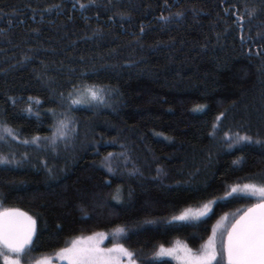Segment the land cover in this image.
<instances>
[{
    "label": "trees",
    "instance_id": "1",
    "mask_svg": "<svg viewBox=\"0 0 264 264\" xmlns=\"http://www.w3.org/2000/svg\"><path fill=\"white\" fill-rule=\"evenodd\" d=\"M84 85L105 102L71 105ZM0 125L17 134L0 140V212L36 221L32 253L101 233L174 264L156 251H195L221 221L224 239L261 201L232 189L264 183V0H0Z\"/></svg>",
    "mask_w": 264,
    "mask_h": 264
},
{
    "label": "snow or ice",
    "instance_id": "2",
    "mask_svg": "<svg viewBox=\"0 0 264 264\" xmlns=\"http://www.w3.org/2000/svg\"><path fill=\"white\" fill-rule=\"evenodd\" d=\"M90 4H94L95 0H88ZM81 8L85 5L81 4ZM248 16L251 18L255 14V9L248 10ZM235 16L236 13H233ZM111 18V17H110ZM161 19H167L161 17ZM241 17H237L239 21ZM108 90L96 85H84L75 88V96L69 93L71 105H95L105 102ZM32 98H30L31 100ZM36 103H39L37 100ZM203 105H197L194 110H201ZM29 112L32 109H27ZM224 113H220L216 117L219 121ZM68 127L66 121H61L57 132L53 133L54 137L63 139L67 134L65 129ZM212 127L215 129L216 125ZM209 135H212L210 132ZM5 136L17 138L16 132L7 125H0V140H4ZM225 139H230L229 147L241 141L251 142L250 136L229 137L226 132ZM38 137H33L32 142L37 143ZM55 140H53V143ZM28 143V141H24ZM260 143V141H257ZM112 153H109V157ZM4 156H0V164L6 163ZM236 163V161H233ZM111 171V168H109ZM233 192H251L260 193L262 198L257 204L252 205L243 215L239 217L227 229L226 238L222 239V251L226 257L227 264H264V183H247L242 187L234 186ZM207 210L208 205L204 206ZM201 215L203 213H200ZM189 213L184 212L179 216H174L173 220H185ZM117 229V232H122ZM213 237L205 244V251L198 256H193L191 250L186 247L180 251L184 255L177 253V258L183 261V264H209L215 259L217 248L215 244V229ZM36 233V221L26 213L17 209L6 210L0 212V256L4 259V264H21V257L31 251V245L34 243L33 237ZM102 235V234H101ZM175 249H165L161 247L156 253L157 256L172 255ZM11 254V255H10ZM57 257L66 260L67 264H137V258L132 251H129L123 245L114 244L112 248H101L99 241L94 237L84 238L83 241H73L72 245L67 248H61L57 253ZM126 258V259H125ZM37 264H52L50 260L37 261Z\"/></svg>",
    "mask_w": 264,
    "mask_h": 264
},
{
    "label": "rangeland",
    "instance_id": "3",
    "mask_svg": "<svg viewBox=\"0 0 264 264\" xmlns=\"http://www.w3.org/2000/svg\"><path fill=\"white\" fill-rule=\"evenodd\" d=\"M240 187H242V186H240ZM243 193L250 195L255 200H259V199L261 200V198H262L261 194L258 193V192H256V193L240 192V191L236 192V194H243ZM208 212H209V207L207 208V210H205V208L203 207V208H199V209L188 211L187 213H189L188 218H201V217L205 216ZM200 213H203V214L201 215ZM225 228L226 227H225V222L224 221H221L215 227V244H216V248H217V254L215 256V259H212L209 262V264H223L224 257H223L221 241L223 239ZM213 235H214V231L212 232L210 237H213ZM87 237H94L96 240H98L99 241V246L101 248H105V249L112 248L113 245H114V244H108L107 243L108 239H107V237L104 234L101 235V233H95V234H92V235H83V236H80V237H78L76 239H73V240H71L68 243V245L65 248L70 247L72 245L73 241H76V240L83 241L84 238H87ZM209 238L200 246L199 249H197L195 251L191 250L190 248H188L183 243H177L176 242V243H174V244H172V245H170V246L165 248V249H175L176 252H174L172 255H162V256H157L156 255V257L170 259V260H172V262L174 264H183V261L177 258V253H179V255H181V256L184 255V253L181 252L180 250L186 247L187 249L191 250V254L193 256H198V255H200L201 253H203L205 251L204 246L209 241ZM159 249L156 252H158ZM57 253L58 252H56L54 254H49V255L37 256L34 253H32L31 251H29V252H26L21 257V264H37V261H42V260H50L52 262V264H67L66 260H61V259H59L57 257ZM2 262L4 264L3 257H2Z\"/></svg>",
    "mask_w": 264,
    "mask_h": 264
},
{
    "label": "water",
    "instance_id": "4",
    "mask_svg": "<svg viewBox=\"0 0 264 264\" xmlns=\"http://www.w3.org/2000/svg\"><path fill=\"white\" fill-rule=\"evenodd\" d=\"M259 202H260V201H259ZM259 202H257V203H259ZM257 203H255V204H257ZM253 205H254V204H253ZM250 207H252V206H250ZM250 207H249V208H250ZM249 208H247V209H246L241 215H243V214H244ZM7 210H11V209H7ZM17 210H18V209H17ZM4 211H6V210H4ZM4 211H1V212H4ZM19 211L25 213L24 211H21V210H19ZM26 214H27V213H26ZM27 215H28V214H27ZM241 215H240V216H241ZM240 216H239V217H240ZM239 217H238L237 219H239ZM237 219H236V220H237ZM236 220H235V221H236ZM235 221H234L233 223H235ZM230 228H231V227H230ZM34 236H35V235H34ZM226 236H227V234H226ZM225 238H226V237H225ZM33 239H34V237H33ZM225 264H227L226 257H225Z\"/></svg>",
    "mask_w": 264,
    "mask_h": 264
}]
</instances>
